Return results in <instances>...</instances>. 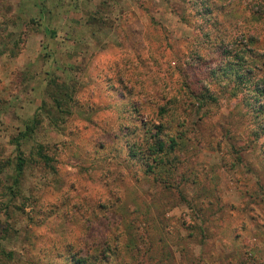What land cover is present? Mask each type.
Masks as SVG:
<instances>
[{
	"label": "rangeland",
	"instance_id": "374dc122",
	"mask_svg": "<svg viewBox=\"0 0 264 264\" xmlns=\"http://www.w3.org/2000/svg\"><path fill=\"white\" fill-rule=\"evenodd\" d=\"M262 105L264 0H0V264H264Z\"/></svg>",
	"mask_w": 264,
	"mask_h": 264
},
{
	"label": "trees",
	"instance_id": "16d2710c",
	"mask_svg": "<svg viewBox=\"0 0 264 264\" xmlns=\"http://www.w3.org/2000/svg\"><path fill=\"white\" fill-rule=\"evenodd\" d=\"M238 77H236L237 79ZM264 114V105L258 106L256 110L254 111V116H259ZM32 121H34V116L32 117ZM27 134V133H26ZM156 134V133H155ZM25 137V133L22 132L19 134V138L23 139ZM149 142L150 144L147 146L148 149L154 150L156 153H162L164 150H171L172 145H171V137H166V136H157V135H152L149 136ZM19 142V139L17 140V143ZM16 149L17 152H19V145L16 144ZM20 154V153H19ZM135 152H131V157H134ZM35 156L37 157V160H39L40 163H42L44 166H49V158L42 153V147L40 145H37L35 147ZM25 161L21 156L16 157V163H15V174L16 175H21L22 173V168L24 167Z\"/></svg>",
	"mask_w": 264,
	"mask_h": 264
}]
</instances>
